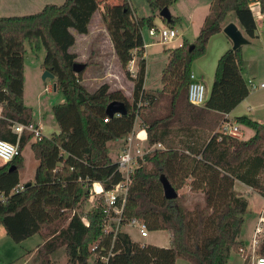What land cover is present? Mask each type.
Instances as JSON below:
<instances>
[{
  "label": "trees",
  "instance_id": "1",
  "mask_svg": "<svg viewBox=\"0 0 264 264\" xmlns=\"http://www.w3.org/2000/svg\"><path fill=\"white\" fill-rule=\"evenodd\" d=\"M102 1L64 0L60 5L46 4L32 14L0 16V138L19 149L11 162L0 165V193L6 195L0 200V224L16 243L40 234L43 241L35 250L47 264L60 247H64L67 264H87L92 255V264H174L178 257L190 264H226L233 251L246 248L238 236L248 201L234 189V182L245 184L264 199V125L248 116L234 119L254 131L248 139L218 130L199 147L164 146L139 161L127 189L122 223L136 218L148 231H168L169 247L135 242L124 231L103 232L100 204L85 214L87 222L75 209L89 198L92 183L100 182L107 191L123 180L107 143L128 135L136 119L146 130L148 143L161 144L172 127L216 131L224 115L249 94L241 73L240 47L230 48L218 58L204 105H193L187 99L191 64L205 53L209 38L222 30L228 13L234 12L246 38L256 36L249 0H211L195 39H184L181 45L166 49L162 88L156 92L144 88L141 30L154 26L155 15L176 0H146L151 15L140 18L133 15L129 0H117L112 6L115 20L110 23L104 18L119 65L133 82L130 98L121 90H110L106 82L94 91L87 90L81 84L86 62L84 70L73 71L77 59L70 50L76 42L73 31L88 33ZM257 2L264 17V0ZM162 21L173 28L182 23L175 15ZM26 41L31 48H44L42 68L54 75L55 88L64 96L63 102L51 107L59 131L39 138L27 129L19 135L12 130L13 123L34 125V111L23 98ZM191 44L194 47L189 52ZM134 50L138 61L132 77L128 64ZM114 100L124 102L126 114L110 117L106 113V106ZM28 143L38 161L33 182L14 190L20 184L22 151ZM162 176L177 193L188 185L190 191L202 194V200L188 206L183 194L166 199ZM256 252L264 255V238ZM246 259L247 255L244 264Z\"/></svg>",
  "mask_w": 264,
  "mask_h": 264
},
{
  "label": "rangeland",
  "instance_id": "2",
  "mask_svg": "<svg viewBox=\"0 0 264 264\" xmlns=\"http://www.w3.org/2000/svg\"><path fill=\"white\" fill-rule=\"evenodd\" d=\"M64 0H0V16H11V15H24V14H32L40 11L43 6L46 4H57L60 5ZM102 1V0H100ZM101 2L99 9L93 15L91 22L89 24V33L87 36L80 35L73 31L76 44L70 49L71 51L77 52L79 58L76 59L77 62H86L88 64V68H90L85 74V80L81 84L86 87L89 91H94L100 84L106 82L101 78L98 80H94L95 77L98 76V67L99 63H96L95 59L97 57L99 59H107L111 70L113 72L112 76L107 80L111 88L115 89L121 87L122 91L129 92L132 87V83L128 82V78L125 75L124 71L122 72V77L115 76V53L110 40V37L107 32V18L110 23H112L114 18V10L113 4L117 3V0H105ZM184 1L187 5L191 4L195 0H181ZM133 15L137 18L147 17L151 15V11L147 4L146 0H129ZM252 5V4H250ZM174 7V6H173ZM107 17L106 19L104 17ZM235 17L234 12H230L227 14V19ZM153 23L156 27H162L164 25L162 19L159 15H155ZM257 23H261L264 27V17L263 20L257 21ZM184 27V26H183ZM182 23L174 27L177 30L178 36L165 44L158 42L157 37H151L148 34V27H144L141 30L142 37L144 43H147L146 47V55L145 59L148 66V77L145 80V86L147 88H159L161 85L160 81V70L164 66L167 61V52L166 49L174 48L178 45V43L182 40L181 30ZM186 40L193 41L190 35L186 34ZM241 47V52H242ZM45 56V50L41 46L40 49H35L34 46L31 48L29 43L25 42V52L23 54L24 59V104L28 107H31L34 111V118H40L43 120L42 125V133L46 136H49L52 132H57L59 130L58 125L53 118L50 107L54 104L60 103L64 101V96L62 93L56 88L55 91L52 89L50 92L46 90V86L53 87L56 84L55 79L46 78L42 80V74L44 72L42 68V62ZM243 56V52H242ZM136 58V62L138 61V56L134 52V59ZM244 60V58H243ZM245 62V61H244ZM131 62L128 64V69H130ZM262 67V71L264 70V60L260 63ZM193 63L191 64V70ZM258 64L256 62H252L250 68L248 66L242 67V73L245 77L251 76L253 73H257L256 71ZM253 78V77H252ZM258 82H264V72L258 73V75L254 78ZM211 79L206 77L203 74V82L206 86L207 92L209 91V84ZM250 92L256 93L255 91L249 90ZM264 91V89H263ZM258 92V91H257ZM45 103V104H44ZM243 108V107H242ZM241 108V109H242ZM1 109V108H0ZM235 122V120H232ZM239 124V123H238ZM240 125V124H239ZM240 129L243 130V125H240ZM241 130V132H242ZM238 136V138H245L246 131ZM114 141H109V155L112 160L115 161L117 159V146H114ZM24 157V165L23 168L19 171L20 183L24 184L27 182H33L35 169L37 167V160L33 156V152L28 144L23 150ZM180 190L178 191V193ZM184 195V202L191 206L189 201H195L194 197L199 196L193 194V197L189 196V193L182 192ZM248 200L247 212L245 214V222L242 227V230L239 233L238 238H247L249 233L251 232L254 226V218H256L261 210V205L263 203V198L256 192L252 191L249 195H245ZM98 196L91 192L88 199L81 202L79 206L75 209L77 213H79L83 218V221L87 222V218L85 214L95 207L96 204L99 205ZM125 230L128 231L131 238L134 241L141 242H156L159 244H165L163 239L167 236V231H157L150 232L148 237L141 238L135 228L126 226ZM264 238V233L260 235L259 243ZM249 247H251V239ZM43 239L40 234H34L31 237L25 239L20 243L14 242L7 234L3 226L0 224V264H47L45 263L40 255L36 252V250L29 252L31 249H35L40 243H42ZM248 242V241H246ZM258 243V245H259ZM257 245V247H258ZM94 245H90L89 248L92 251ZM256 247V249H257ZM245 251L244 255H247L246 263L249 262L250 254L248 249L243 248ZM256 255H261L256 252ZM239 252V251H238ZM95 256L92 255L87 264H92L93 258ZM48 264H67V257L65 255L64 247L58 248L51 256ZM176 264H190L188 260L183 257H178ZM226 264H244V259L241 257V254L237 252H232Z\"/></svg>",
  "mask_w": 264,
  "mask_h": 264
},
{
  "label": "crops",
  "instance_id": "3",
  "mask_svg": "<svg viewBox=\"0 0 264 264\" xmlns=\"http://www.w3.org/2000/svg\"><path fill=\"white\" fill-rule=\"evenodd\" d=\"M104 3H106V1ZM210 3H211V0H195L191 4L187 5L186 3H184V1L176 0V2L172 6L169 7L171 14L180 17L181 21H182V27L184 26L181 30V35H180L183 38L178 43L177 46L181 45L182 41L184 39H187V38H185L186 34L190 35V37H192V39H195V37L197 36V34L200 30V27H201V25L205 19V16L209 12ZM250 4H252V5H250ZM249 6H250L251 10L253 11L255 22H256V36L253 39L247 38L248 43L242 45L241 47L243 49L242 52H243V58L245 61L244 65L248 66L250 68L251 63L256 62L258 64L256 71H258V72L253 73L251 76L245 77L241 71L242 76L246 82L249 78L253 77V79H254L255 76L258 75V73L264 72V70L262 71V67L260 65V63L263 62V60H264V27L262 26L261 23H257L258 19L263 20V16L260 13L259 3L257 2V0H249ZM229 22H233L238 27V29L242 32V34L245 36L244 30L241 27V25L239 24L236 17H232L229 19L226 18V21L222 25V30L220 32L212 35L209 38L205 53L193 61V66H192L193 70H191V72H193L195 74V77L198 80H200L201 82H203V74H205L206 77H208V79L210 78L211 79L210 81H213L214 71H215V67H216V63H217L218 58L226 50L232 48V42H231L230 38L223 32V27ZM88 33H89V28H88ZM87 34H84L83 36H87ZM189 42H191V41H189ZM75 44H76V42H75ZM144 44H146V46L144 47V57H145L146 47L148 46V44L147 43H144ZM75 53L77 54V52H75ZM114 56H115V65H114L115 76H117L119 78V77H122L123 70L119 65V62H118L116 55H114ZM77 58H79V55H77ZM99 60H101V62L98 61V59L96 57L95 61H96V63H99V67H98V70H99L98 76L99 77H95L94 80H98V78H101L104 81H106V83L109 84V82L107 80L113 74L111 67L109 65V62L106 58L105 59H99ZM165 64H164V66H165ZM244 65H243V67H244ZM130 66L131 67L128 70L130 72V75L132 77H134L136 74V71H137L136 58L133 61H131ZM164 66L161 68L160 71H162ZM89 69L90 68H86V70L84 71V73L82 75V83L86 79L85 74L87 73V71ZM160 75H161V72H160ZM147 77H148V66H147V62H146L145 80H147ZM128 82L132 83V87L129 90V92L122 91L121 87L113 89L110 86V90H121L127 98H130L131 94H132L133 82L130 79L128 80ZM258 83H264V82H258ZM211 84L212 83L210 82L209 89L211 87ZM46 87H49L48 92H50L52 89L55 91V89H56L55 85H53V87H50V86H46ZM144 88L146 90L152 91V92L160 91L162 88V83H161L159 88H147L145 86V81H144ZM263 89L264 88L255 89L256 93L249 91V94L226 116L230 120H234L235 117H237V116H248L251 119H253V120L264 125V91H263ZM255 90H252V91H255ZM23 98H24V91H23ZM51 107H50V110H51ZM139 122H140L139 119H136V121L134 123V130H135V132L140 131V136L143 138L145 136V134H147V133H146V130L145 131L143 130L144 128H141L139 126V124H140ZM34 125L38 128L40 133L43 134L42 133L43 120H41L40 118H34ZM240 125H242V124H240ZM218 130H219V126L216 129V131H214V132H209L207 130H202V129L185 130V129H182L179 127H172L169 130V133L166 135L164 142L161 143L163 146L162 145L161 146H162V148L164 146H171V147H174V148H177L180 150L186 149L188 146H194V145H197L199 147L201 144L207 142V140L211 137V135H213ZM244 130L246 131V137L243 139H248L254 134V131L245 125H243V130H242L241 134L245 133ZM108 143H107V145H108ZM116 143H118V146L116 145ZM28 144L30 145V143H28ZM114 144H115L114 145L115 147L117 146L116 148H117V151L119 154L121 149H122V146H123V140L121 139V140L114 141ZM108 148H109V146H108ZM185 152H187V150H185ZM118 154H117V156H118ZM22 155H23V151H22ZM110 158H111V156H110ZM234 189L237 192H239L240 194H242L243 196L249 195V193L252 192V189L250 187L246 186L245 184H243L239 181L234 182ZM182 192L189 193L190 197H193V194L196 195L198 193L199 196L196 195V197H194V200L195 201H201L202 200V194L199 192L190 191L188 185H186L182 189H180V192L178 194H181ZM195 201H189V202L192 204ZM263 202H264V199H263ZM262 205H263V203H262ZM262 205H261V207H262ZM257 218H258V216L253 219L255 221L254 226H253L251 232L249 233V235L247 236V238H240V240H242L245 243V247H246L245 249L249 250L250 240H247V239H251V235H252L254 227L256 225ZM126 226H128V225L123 226L121 228V231L126 232L130 236L128 231L125 230ZM157 231L159 232L162 230L149 231L148 236H149L150 232H157ZM163 241L165 244H163V243L159 244L156 242H141V241H135V242L153 244V245L160 246V247H169L170 246L169 232L167 233L166 238L164 237ZM246 241H248V242H246ZM34 250L35 249H31L29 252H32ZM237 253H239V252H237ZM177 259L178 258H176L174 264L177 263Z\"/></svg>",
  "mask_w": 264,
  "mask_h": 264
},
{
  "label": "built area",
  "instance_id": "4",
  "mask_svg": "<svg viewBox=\"0 0 264 264\" xmlns=\"http://www.w3.org/2000/svg\"><path fill=\"white\" fill-rule=\"evenodd\" d=\"M148 34L151 37H157V41L165 44L166 42L174 40L177 36V30L173 27L163 25L162 27L151 26L149 27ZM146 44H144V47ZM135 52V50H134ZM134 60V57L132 61ZM247 86L250 90H255L258 88H264V83H258L255 79L249 78L247 80ZM49 90V87H46ZM207 98V89L203 82L195 77L193 72L189 75V86L187 92V99L189 103L202 106L204 105ZM224 115L223 120L220 122L219 131L221 133L238 137L241 134L240 125L235 121L230 120ZM107 121V119H104ZM27 129L34 133L36 138L40 137V131L35 125H23L20 123H13L12 130L18 135ZM145 131V129H143ZM123 140V146L120 153L117 156L115 162L117 163V169L121 173L123 180L116 184L110 190H104L100 182L92 183L91 192L98 196L99 204L102 208L104 214L103 220V232L107 233L112 231L116 234L121 231V228L128 225L135 228L141 238L148 236V230L145 224L136 218H130L126 222L122 223V208L125 202L126 193L128 186L131 182V175L134 173L135 169L139 165V161L143 159L144 155L153 151L154 149L162 148L159 142L150 144L147 141V134L142 138L140 136V131L135 132L134 127L132 131L126 135ZM19 154V149L17 144L10 143L0 138V159L2 164L11 162L14 157ZM23 188V184H19L14 190ZM6 195L0 193V200L4 201ZM264 233V202L261 207L260 213L258 215L256 225L254 227L253 233L251 235V247H249V262L247 264H264V255H256L255 249L259 243L260 235ZM95 246L93 247V249ZM92 249V250H93ZM239 253L245 258V251L243 248L239 249ZM102 261L106 262V257L102 258Z\"/></svg>",
  "mask_w": 264,
  "mask_h": 264
},
{
  "label": "water",
  "instance_id": "5",
  "mask_svg": "<svg viewBox=\"0 0 264 264\" xmlns=\"http://www.w3.org/2000/svg\"><path fill=\"white\" fill-rule=\"evenodd\" d=\"M159 17L161 19H165L166 21L171 20V12L168 7H164L162 10L159 11L158 13ZM223 32L230 38L232 42V49L236 50L240 48L242 45L248 43V39L242 34V32L238 29V27L233 23L229 22L223 27ZM194 45L191 44L188 47V51L190 52L193 49ZM85 69V64L82 62H74L73 63V71L75 73H79L80 71ZM46 78L53 79L54 75L48 71L44 70L42 74V80H45ZM106 113L110 116L113 117L114 115H123L126 114L127 109L125 107L124 102L114 100L111 101L107 106H106ZM161 184L163 187V192L164 196L166 199H175L178 195V193L175 191V189L171 186L169 181L162 176L160 178ZM31 182L25 183V186L30 185Z\"/></svg>",
  "mask_w": 264,
  "mask_h": 264
}]
</instances>
